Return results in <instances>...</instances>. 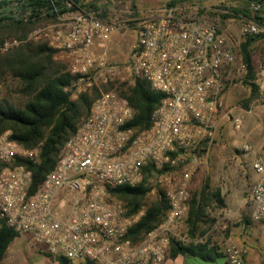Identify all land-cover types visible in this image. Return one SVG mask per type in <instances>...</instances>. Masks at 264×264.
Returning a JSON list of instances; mask_svg holds the SVG:
<instances>
[{
  "label": "built area",
  "instance_id": "1",
  "mask_svg": "<svg viewBox=\"0 0 264 264\" xmlns=\"http://www.w3.org/2000/svg\"><path fill=\"white\" fill-rule=\"evenodd\" d=\"M248 10L264 17V1L252 0ZM101 11L100 6L98 11H72L25 38L0 43L3 54L29 41H47L55 58L66 60L75 77L66 89L73 100L91 89L100 90L56 167L35 190L32 172L21 161H38L43 143L27 149L11 139V131L0 135V220L44 244L52 255L75 263L162 264L172 238L189 239L181 225L188 218L193 179L213 147L226 91L248 73L241 43L264 34V27L244 15L236 19L229 4L165 3L143 12L123 9L124 17L109 7L107 18ZM131 25L137 42L127 62H115L98 51ZM138 78L164 95L150 127L140 132L127 128L135 110L119 89L133 86ZM254 82L264 100V49ZM232 125L240 131L242 118H234ZM251 149L243 145L244 151ZM153 164L157 173L150 196L161 197L162 190L169 210L165 220L133 246L125 236L146 207L128 216L111 190L138 185L143 168ZM253 167L264 173L262 160ZM248 204L253 219L264 222V180L252 185ZM225 252L227 264H250L246 249L235 242Z\"/></svg>",
  "mask_w": 264,
  "mask_h": 264
},
{
  "label": "trees",
  "instance_id": "2",
  "mask_svg": "<svg viewBox=\"0 0 264 264\" xmlns=\"http://www.w3.org/2000/svg\"><path fill=\"white\" fill-rule=\"evenodd\" d=\"M99 1L17 0L29 15L21 19H0V43L10 38H25L33 29L57 22L59 16L72 11H98ZM241 1L249 4L252 0ZM10 3V0H0V8L7 7ZM177 3L178 0L168 2L170 5ZM132 7L137 8L134 0ZM232 12L234 17L244 15L264 27V17L261 14H251L245 8H233ZM261 41H264V34L248 36L241 43L242 58L248 67L242 83L250 90L248 98L241 105L247 109L253 102L260 100V87L254 82L256 67L253 58L255 45ZM74 78L68 71L67 62L55 59V50L47 41H29L8 53L0 54V86L4 89V94L0 96V135L11 131V139L27 149H34L43 143L38 161H21L32 172V190L54 170L66 142L87 119L93 103L100 96V90L94 88L73 100L66 89ZM109 89L110 86L104 87V90ZM119 89L120 94L128 99L135 110L134 119L128 123L127 128L136 132L149 128L151 116L161 105L164 95L154 91L150 82L144 78H138L133 86H121ZM154 173H157L155 165H149L143 168V179L138 185H122L111 190L112 196L123 203L128 216H134L143 206L146 207L145 214L125 236V240H129L133 246L143 242L147 234L165 220L169 210L168 199L161 189V197L150 196ZM225 206L222 191L213 188L211 178L207 175L201 190L192 189L187 218L189 239L183 241L172 238L171 257L183 254L210 261L216 259L218 252H212L214 248H209L206 243L196 242L195 233L202 225L208 224V219H205L208 217V210L222 209ZM20 236V233L0 220V263L9 246ZM48 257L57 264H75L66 257L51 253H48Z\"/></svg>",
  "mask_w": 264,
  "mask_h": 264
},
{
  "label": "rangeland",
  "instance_id": "3",
  "mask_svg": "<svg viewBox=\"0 0 264 264\" xmlns=\"http://www.w3.org/2000/svg\"><path fill=\"white\" fill-rule=\"evenodd\" d=\"M10 2L12 6L11 13L22 14V17H27L29 15V12L25 13L23 11L22 5L18 3L17 0H10ZM146 2L148 1H143L142 10L156 9L159 7L150 8L151 5H147ZM182 2H193L208 6L229 4L232 9L245 8L246 10H248L249 6V4H244L241 0H183ZM98 5L102 7L100 14L103 15L104 18H107L110 14L109 7L119 10L116 14L118 17H124V15H126L121 12V10L126 9L125 0H100ZM128 6L129 9L136 10L132 5ZM235 18L237 19L238 16ZM234 32L237 34V27L234 28ZM136 42L137 34L134 26L131 25L126 30L115 35L105 47L99 48L98 51L100 53H106L110 60L125 63L129 59L130 53L136 45ZM263 49L264 41L257 42L253 58L256 69L259 66L260 53ZM56 60L67 62L64 59ZM243 78L244 76L238 78L234 85L229 88L224 95L219 130L206 164H204L202 170L193 179V190H201L204 179L208 175L211 178L213 188L215 187L214 184L219 183L228 191L230 197H235V195L236 197L238 196L237 198H239V196H248L250 192L252 182L249 178V174L253 178L254 172L248 170L246 167L244 157L248 158L249 155L243 150V145H251L248 132L258 125V121H254L253 114L255 110L256 112L258 111L257 107L264 105V100L261 99L253 102L249 109L241 105V102L248 98L250 94V90L242 83ZM121 86L129 87L128 85ZM3 94L4 89L0 86V96ZM236 117H241L243 120L242 129L240 131L234 130L232 125V121ZM153 181L154 180H152V182ZM152 197L153 196H151V198ZM209 211L211 210H208V212ZM184 225L186 231L187 220L184 222ZM186 233L188 235V230ZM48 253V248L44 244L36 243L28 234H21V236L9 246L7 254L0 264H57V262L48 257Z\"/></svg>",
  "mask_w": 264,
  "mask_h": 264
},
{
  "label": "crops",
  "instance_id": "4",
  "mask_svg": "<svg viewBox=\"0 0 264 264\" xmlns=\"http://www.w3.org/2000/svg\"><path fill=\"white\" fill-rule=\"evenodd\" d=\"M144 0H134L137 11L142 10ZM147 5L151 7L161 6L172 0H146ZM183 0H178V3H183ZM190 1V0H188ZM120 2V1H119ZM122 2V1H121ZM126 7L132 5V1L125 0ZM148 10V9H147ZM258 111H254V121H258V125L250 129L248 137L251 139V151L247 152L249 157H244L248 170L254 172L253 178L249 174L252 185L264 180V173H257L253 167L257 160H262L264 163V105L257 107ZM216 189L222 191V197L225 201V208L213 209L207 213L205 219H208L207 225H202L196 231V242H202L209 245V248H214L212 252H218L219 256L214 260H204L200 257L179 254L176 257H171L170 251L166 260L162 264H227L226 247L230 242H235L246 249L245 259L250 264H264V222L256 221L252 217V209L247 204L248 196L230 197L228 191L219 183L214 184ZM252 188V186H251ZM251 191V189H250ZM238 200V201H237ZM225 224L229 225L227 230L223 229ZM181 232L187 235L189 230L188 224L185 231V225H181ZM188 236V235H187ZM189 238V237H188Z\"/></svg>",
  "mask_w": 264,
  "mask_h": 264
},
{
  "label": "water",
  "instance_id": "5",
  "mask_svg": "<svg viewBox=\"0 0 264 264\" xmlns=\"http://www.w3.org/2000/svg\"><path fill=\"white\" fill-rule=\"evenodd\" d=\"M12 10V6L8 5L7 7L0 8V19L3 17H17L18 19L22 18L20 14H13L10 11Z\"/></svg>",
  "mask_w": 264,
  "mask_h": 264
}]
</instances>
